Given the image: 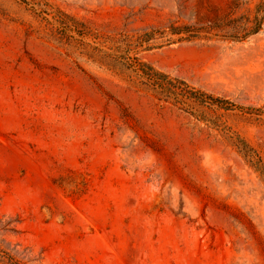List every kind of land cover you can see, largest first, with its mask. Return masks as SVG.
Instances as JSON below:
<instances>
[{
  "label": "rangeland",
  "instance_id": "374dc122",
  "mask_svg": "<svg viewBox=\"0 0 264 264\" xmlns=\"http://www.w3.org/2000/svg\"><path fill=\"white\" fill-rule=\"evenodd\" d=\"M0 264H264V0H0Z\"/></svg>",
  "mask_w": 264,
  "mask_h": 264
},
{
  "label": "trees",
  "instance_id": "16d2710c",
  "mask_svg": "<svg viewBox=\"0 0 264 264\" xmlns=\"http://www.w3.org/2000/svg\"><path fill=\"white\" fill-rule=\"evenodd\" d=\"M187 30L188 29L186 27H175V28L173 27V28H171L172 33L176 34V35L185 34L188 32ZM150 39H151V35L147 36V40H150ZM129 60H131V59H129ZM135 61H136V63L134 65L136 67V72L138 73V75L140 77L145 78L148 81L153 82V83L157 84L158 86H161V87H164L167 89V87H166V84H168L167 76L156 72L152 67L147 66V65L139 62L138 60H135ZM205 100L206 101H203V103L210 101L211 103H219L220 104V101H218L217 99H214L212 97H209V96H206ZM207 100H209V101H207Z\"/></svg>",
  "mask_w": 264,
  "mask_h": 264
}]
</instances>
